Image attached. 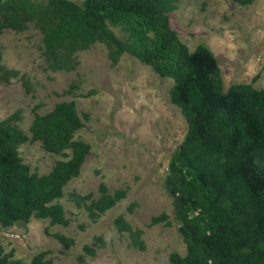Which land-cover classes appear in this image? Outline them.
<instances>
[{
    "label": "trees",
    "instance_id": "1",
    "mask_svg": "<svg viewBox=\"0 0 264 264\" xmlns=\"http://www.w3.org/2000/svg\"><path fill=\"white\" fill-rule=\"evenodd\" d=\"M246 5L253 0H233ZM177 0H0V32L23 31L32 25L40 33L44 68L71 70L77 51L95 42L105 46L112 63L127 52L159 76L172 79L169 101L186 123L183 139L168 160L164 187L172 198L174 219L184 253L169 254L170 264H264V90L232 83L223 90L215 59L206 46L188 50L170 28L168 14ZM111 26L119 27L120 39ZM14 73L0 63V77ZM17 113L0 120V226L30 216L66 225L56 201L65 183L78 172L88 152L86 142L73 140L81 122L72 101H61L45 114L33 113L27 137L14 125ZM38 141L47 152L70 153L56 160L44 174L30 173L17 155V146ZM99 195H73L91 219L124 197V189L109 192L98 184ZM86 201H88L86 203ZM166 219L152 216L149 224ZM118 233L127 232L130 244L144 245L140 229H132L117 215ZM62 246L71 240L52 233ZM104 246L94 236L83 251L93 255ZM0 264H52L43 251L27 263L9 261L0 247Z\"/></svg>",
    "mask_w": 264,
    "mask_h": 264
},
{
    "label": "rangeland",
    "instance_id": "2",
    "mask_svg": "<svg viewBox=\"0 0 264 264\" xmlns=\"http://www.w3.org/2000/svg\"><path fill=\"white\" fill-rule=\"evenodd\" d=\"M168 23L188 50L198 44L207 47L223 90L232 83L264 90V0L246 5L233 0H177ZM111 29L124 37L119 27ZM106 52L103 44L95 42L75 53L73 69L51 71L44 68L36 28L28 25L21 32H0V63L14 73L0 77V120L16 112L14 125L29 137L33 113L42 115L58 102L72 101L81 122L72 139L89 145L78 174L65 183L56 199L68 219L66 225L30 216L26 222L0 226L2 255L9 261L27 263L43 251L52 264H170V253H184L172 198L163 184L168 160L186 131L183 116L169 101L172 79L159 76L127 52L115 63ZM16 151L28 171L39 175L70 153L69 149L50 153L38 141L28 140ZM99 183L109 192L124 189L125 194L91 219L81 204L74 203L72 194L90 193L95 199ZM162 212L165 220L149 224L152 216ZM117 215L132 229L141 230L143 249L130 244L127 232L116 231ZM55 232L71 244H59L52 236ZM94 236H102L104 246L88 255L83 246Z\"/></svg>",
    "mask_w": 264,
    "mask_h": 264
}]
</instances>
